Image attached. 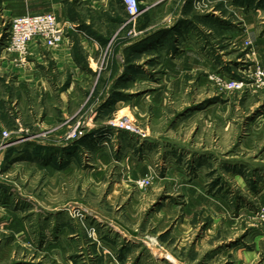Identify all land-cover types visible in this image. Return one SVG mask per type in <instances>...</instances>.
Masks as SVG:
<instances>
[{"label": "rangeland", "instance_id": "374dc122", "mask_svg": "<svg viewBox=\"0 0 264 264\" xmlns=\"http://www.w3.org/2000/svg\"><path fill=\"white\" fill-rule=\"evenodd\" d=\"M2 1L0 264H264V0L206 8L211 70H176L171 42L125 49L139 34L127 15L64 112L70 96L37 80L60 81L46 53L5 49L15 14ZM121 116L143 136L109 125Z\"/></svg>", "mask_w": 264, "mask_h": 264}, {"label": "crops", "instance_id": "0c3cea01", "mask_svg": "<svg viewBox=\"0 0 264 264\" xmlns=\"http://www.w3.org/2000/svg\"><path fill=\"white\" fill-rule=\"evenodd\" d=\"M240 1L242 2V0H205V6L195 8L192 0H178V2L177 0H139L142 4V11L138 15L136 25L139 34L123 47L127 48L131 43H137L140 49L141 44L144 45L147 41L154 47L171 42L181 47L180 52L174 58V61L180 63H177L179 67L176 70L189 69L186 65L188 62L197 63L198 66L203 65L211 70L212 66L206 62L210 59L214 60L215 50L210 45L211 43L214 45L215 41L214 37L209 41L205 40L206 15L212 14V18H216L225 10L235 12L237 8H240ZM173 2L179 4H177L179 6L177 9L171 8ZM1 6L4 13L15 14L14 16L26 13H53L62 20L69 17L72 22L82 23L83 28L75 32L68 31L66 39L58 47L46 48L39 41L29 44V54L46 53L47 60L54 63L52 70L60 79L58 83H50L45 70L39 72L37 80L44 91L54 89L57 92L61 88L59 100H64L63 94L70 96L66 101H62L65 109H61V112L74 107L73 104L76 103L74 94L85 92L88 81L93 77V60L102 47L108 44L111 35L120 30L127 16L120 0H3ZM206 8L212 9V12L209 11L206 14ZM68 14L78 16L71 17ZM80 15H83L82 19ZM207 32L209 33V29ZM205 43L208 44L206 47L211 49L209 51H212L213 57L209 56L206 47L204 49ZM132 69H128L125 73L118 70V77H121L118 85L122 84V80L126 77L134 78L135 70ZM93 115V113L89 114L86 125L92 123ZM51 121L52 115L49 113H45L41 118L42 124H49Z\"/></svg>", "mask_w": 264, "mask_h": 264}, {"label": "built area", "instance_id": "2783aa9c", "mask_svg": "<svg viewBox=\"0 0 264 264\" xmlns=\"http://www.w3.org/2000/svg\"><path fill=\"white\" fill-rule=\"evenodd\" d=\"M128 17L133 21L142 11L139 0H120ZM195 8L205 6V0H192ZM68 25L61 24L53 13L22 14L13 16L8 22L7 45L5 49L16 53L19 57H24L29 53V44L33 41L41 42L46 48H55L61 45L66 39ZM255 76L260 79L263 72L256 67ZM226 89L239 88L242 83L235 80H219ZM109 125L120 130L127 131L135 135L143 133L137 129L126 116L114 118L109 121ZM76 133H70V137H75ZM148 183L145 179L141 184Z\"/></svg>", "mask_w": 264, "mask_h": 264}, {"label": "trees", "instance_id": "16d2710c", "mask_svg": "<svg viewBox=\"0 0 264 264\" xmlns=\"http://www.w3.org/2000/svg\"><path fill=\"white\" fill-rule=\"evenodd\" d=\"M242 1H244V0H242ZM141 7V6H140Z\"/></svg>", "mask_w": 264, "mask_h": 264}]
</instances>
